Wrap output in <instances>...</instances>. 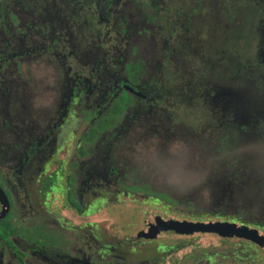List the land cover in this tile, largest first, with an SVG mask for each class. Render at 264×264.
<instances>
[{
  "label": "flooded vegetation",
  "instance_id": "af4514ba",
  "mask_svg": "<svg viewBox=\"0 0 264 264\" xmlns=\"http://www.w3.org/2000/svg\"><path fill=\"white\" fill-rule=\"evenodd\" d=\"M262 3L0 0V264H167L191 241L154 238L194 233L264 264V164L236 155L264 159ZM123 206L133 236L89 220Z\"/></svg>",
  "mask_w": 264,
  "mask_h": 264
},
{
  "label": "rangeland",
  "instance_id": "374dc122",
  "mask_svg": "<svg viewBox=\"0 0 264 264\" xmlns=\"http://www.w3.org/2000/svg\"><path fill=\"white\" fill-rule=\"evenodd\" d=\"M263 0H217V6L219 7L220 17H226L227 14H232L236 11L238 7L247 8H262ZM138 212V211H137ZM130 208L129 206H123L119 210L115 209H103L99 210L91 215H89V220L98 219L102 221L107 233L111 237L123 238V235L133 236L134 232L139 229V224L135 226H130ZM180 240L191 241V245L170 254L166 259L167 264H172L173 261L181 259L179 264H186L191 262L193 258L185 257L192 249L195 248V257H199L200 260H204L205 255L217 253V256L212 260V264H257V260L249 262L250 258H247L245 252L239 253V259L235 258L232 260L236 254L234 250L238 249L239 246L234 242L223 243L217 236L208 233H194L188 236H176L173 234H161L155 237L152 241L153 245H163L166 249L168 246L176 245ZM129 244V242H125ZM234 249V250H233ZM184 256V257H183ZM228 256V257H223Z\"/></svg>",
  "mask_w": 264,
  "mask_h": 264
},
{
  "label": "water",
  "instance_id": "95a60500",
  "mask_svg": "<svg viewBox=\"0 0 264 264\" xmlns=\"http://www.w3.org/2000/svg\"><path fill=\"white\" fill-rule=\"evenodd\" d=\"M164 225L162 228L165 229H174L178 232L181 233H191L196 230H207V231H213V232H218L221 235H226V236H238V237H246V232L241 229L238 226H228L224 224H217L211 226H201L197 224H190V223H184V222H163Z\"/></svg>",
  "mask_w": 264,
  "mask_h": 264
},
{
  "label": "clouds",
  "instance_id": "9594fccd",
  "mask_svg": "<svg viewBox=\"0 0 264 264\" xmlns=\"http://www.w3.org/2000/svg\"><path fill=\"white\" fill-rule=\"evenodd\" d=\"M260 153L261 152L256 147L247 144L238 147L236 151L237 158L244 159L251 163L252 158L255 157L258 164H264V159L260 158Z\"/></svg>",
  "mask_w": 264,
  "mask_h": 264
}]
</instances>
